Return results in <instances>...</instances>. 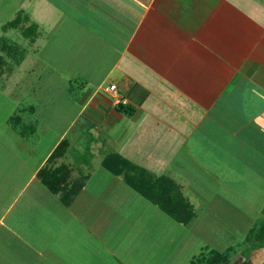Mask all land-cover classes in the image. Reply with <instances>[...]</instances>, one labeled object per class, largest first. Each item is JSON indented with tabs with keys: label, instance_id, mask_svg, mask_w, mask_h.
<instances>
[{
	"label": "crops",
	"instance_id": "crops-1",
	"mask_svg": "<svg viewBox=\"0 0 264 264\" xmlns=\"http://www.w3.org/2000/svg\"><path fill=\"white\" fill-rule=\"evenodd\" d=\"M16 5L0 25V264H189L204 249L246 264L264 225V0ZM61 165L62 187L82 183L69 205L38 177Z\"/></svg>",
	"mask_w": 264,
	"mask_h": 264
},
{
	"label": "trees",
	"instance_id": "trees-1",
	"mask_svg": "<svg viewBox=\"0 0 264 264\" xmlns=\"http://www.w3.org/2000/svg\"><path fill=\"white\" fill-rule=\"evenodd\" d=\"M18 22H19V17H16L14 20L9 22L7 25L8 26H14ZM122 108H123L122 105L118 106V109H122ZM124 109H126L127 113L132 112L131 108H124ZM66 147H67L66 142L61 141L56 146L54 151L51 153L50 157L48 158V163L50 161H52L54 158L61 156L64 153V150L66 149ZM105 160H103V162H102L103 165L110 169V167L107 165V161H105ZM38 177L40 178L42 185H44L50 192L56 194L60 191L63 194L61 197H62V201L64 202L65 205H69L71 203L72 199L78 194V192L80 191V189L82 187L81 182L74 184V186H72V188H69L68 190H66L64 187H62V185L65 184L66 179L69 177V172H68V169L65 167V165H61V166H58L56 168L44 167L39 171ZM125 178H126V182L128 184H130L132 187L136 188V190H138V192L142 196H144L145 198H148V199L152 200L154 203L158 204L174 220L181 222L183 224H187L192 219L193 215H192V212L190 210V207L181 198L178 200V203H180V210L182 208V211L180 212V210L178 211L175 208H173L170 205V203L164 202L163 198L161 200V198H159L157 196H152L148 192L142 190V188H138L137 185H135L128 178V176H125ZM169 200H171V202L173 201L172 198ZM258 229H259L258 231H260L259 234H261L259 236V238L263 237L264 234L262 235V233H264L263 232L264 231V225H262L260 227L258 226ZM251 231H253V230H251ZM250 232H249V234H250ZM263 245H264V242L261 241L259 244L255 245L254 247L263 246ZM208 252H209L208 256H204L203 254H199L198 256L194 257V259L191 260L189 262V264H228L229 263V251L218 252L215 250H209Z\"/></svg>",
	"mask_w": 264,
	"mask_h": 264
},
{
	"label": "rangeland",
	"instance_id": "rangeland-1",
	"mask_svg": "<svg viewBox=\"0 0 264 264\" xmlns=\"http://www.w3.org/2000/svg\"><path fill=\"white\" fill-rule=\"evenodd\" d=\"M17 1L18 0H0V25L5 23L8 19H10V16L13 14L14 10L17 8V5H16ZM17 128L19 131H21L22 135H26L25 137L28 139V140L26 139V141L30 144V141L34 137L32 132H28L26 126H24V128H23L24 130H23L21 125H19V124H17ZM247 218H248L247 222L249 223L254 217L253 216H247ZM255 218H257L258 220H261V215L255 216ZM259 222L261 223L262 220ZM259 222H258V224L255 225L256 228L252 229L253 231H251L250 234L248 233V237H247L246 242L241 244L239 247L242 250V254L240 255L239 259L240 258L247 259L246 264H258V262H257L258 260H260L259 263H261V261H264V249H260V250L256 251L258 248H261V247H254L255 245L259 244L261 241L264 242V239H263L264 236L259 238V236L261 235V234H259L260 231H258L259 230L258 225L260 224ZM248 223H246L244 220L245 226L243 225L242 229L235 230L234 232H236V233L233 232V236H234L233 241L234 240L236 241V239L238 237H240V235H242L245 232L244 229L246 227H248ZM263 234L264 233H262V235ZM228 238H225V240H227ZM245 243H246V245H244ZM169 248L171 249L173 247L170 245ZM233 249H235V248H233ZM253 252H254V256H255L254 259H252L251 255H250ZM200 254H203L204 256H208L209 252L206 249H204L201 251ZM235 260H237V259H235ZM235 260H233V262ZM233 262L230 263V261H229L228 264H233ZM147 264H160V263H159V261L157 262L156 258L152 257L151 261L150 262L148 261ZM170 264H178V261L175 260V261H173V263H170ZM239 264H241V263H239Z\"/></svg>",
	"mask_w": 264,
	"mask_h": 264
},
{
	"label": "built area",
	"instance_id": "built-area-1",
	"mask_svg": "<svg viewBox=\"0 0 264 264\" xmlns=\"http://www.w3.org/2000/svg\"><path fill=\"white\" fill-rule=\"evenodd\" d=\"M105 91L114 95V93L116 92V86L114 84H111L107 88H105Z\"/></svg>",
	"mask_w": 264,
	"mask_h": 264
}]
</instances>
